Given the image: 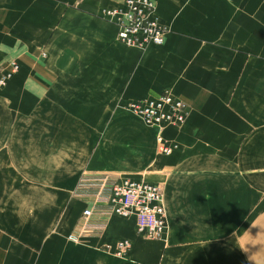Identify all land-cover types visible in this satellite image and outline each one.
Segmentation results:
<instances>
[{
    "label": "crops",
    "instance_id": "obj_1",
    "mask_svg": "<svg viewBox=\"0 0 264 264\" xmlns=\"http://www.w3.org/2000/svg\"><path fill=\"white\" fill-rule=\"evenodd\" d=\"M123 1L0 0V77L18 65L0 88V264H264V0H158L166 39L146 48L103 17ZM162 93L189 105L162 128L169 153L124 108ZM84 173L161 185L164 237L113 215L70 241Z\"/></svg>",
    "mask_w": 264,
    "mask_h": 264
},
{
    "label": "built area",
    "instance_id": "obj_2",
    "mask_svg": "<svg viewBox=\"0 0 264 264\" xmlns=\"http://www.w3.org/2000/svg\"><path fill=\"white\" fill-rule=\"evenodd\" d=\"M157 3L158 0H124L121 6L106 8L103 17L116 25V38L121 43L140 48L160 46L165 42L167 29L156 15ZM17 69L18 65H14L13 71ZM12 72L0 77V88ZM124 108L141 117L147 126L157 129L156 144L160 153L174 149L162 128L183 123L189 113L188 103L170 93L131 100ZM72 196L86 200L76 230L68 235L72 242L83 243L88 236L100 235L113 215L134 217L137 233L148 238H163L167 232L163 188L159 184L132 178L116 180L106 173H84ZM130 247L128 239H121L116 242L114 253L125 256Z\"/></svg>",
    "mask_w": 264,
    "mask_h": 264
},
{
    "label": "clouds",
    "instance_id": "obj_3",
    "mask_svg": "<svg viewBox=\"0 0 264 264\" xmlns=\"http://www.w3.org/2000/svg\"><path fill=\"white\" fill-rule=\"evenodd\" d=\"M254 226L255 224L253 223L252 226L244 229V231H240L239 229L233 230L231 235H232L233 245L236 249H239L240 251L247 253L248 246L252 242L250 235L251 233L250 228Z\"/></svg>",
    "mask_w": 264,
    "mask_h": 264
},
{
    "label": "rangeland",
    "instance_id": "obj_4",
    "mask_svg": "<svg viewBox=\"0 0 264 264\" xmlns=\"http://www.w3.org/2000/svg\"><path fill=\"white\" fill-rule=\"evenodd\" d=\"M128 112V111H127ZM128 113H131V112H128ZM132 114V113H131Z\"/></svg>",
    "mask_w": 264,
    "mask_h": 264
}]
</instances>
